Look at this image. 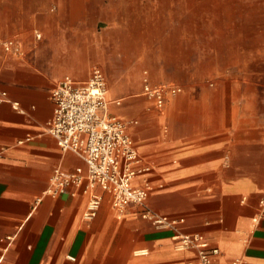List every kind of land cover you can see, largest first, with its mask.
<instances>
[{
	"label": "crops",
	"instance_id": "0c3cea01",
	"mask_svg": "<svg viewBox=\"0 0 264 264\" xmlns=\"http://www.w3.org/2000/svg\"><path fill=\"white\" fill-rule=\"evenodd\" d=\"M170 1L158 9L135 0H0V264L198 263L196 250L177 249L175 230L158 228L141 207L119 216L103 193L86 222L82 188L50 192L55 170L86 169L48 132L52 93L65 76L90 78L104 61L97 34L110 31L124 35L121 46L145 47L158 31H175L186 49L181 82H160L182 87L163 112L133 85L139 65L121 75V97L107 96L151 168L136 181L151 186L149 210L184 219L180 233L219 249L214 264H264V220L253 221L264 192V0ZM11 38L24 55L5 53Z\"/></svg>",
	"mask_w": 264,
	"mask_h": 264
},
{
	"label": "built area",
	"instance_id": "2783aa9c",
	"mask_svg": "<svg viewBox=\"0 0 264 264\" xmlns=\"http://www.w3.org/2000/svg\"><path fill=\"white\" fill-rule=\"evenodd\" d=\"M41 37V34H36L38 40ZM3 49L8 55H24L22 42L18 38L6 40ZM143 75V93L160 112L165 110L170 98L182 92V87L173 83H151L147 71ZM108 90L105 72L95 66L86 82L80 83L71 76H65L53 91L55 108L48 132L62 151L78 156L86 169L77 168L73 173L55 170L51 179V194H66L70 187L82 188L88 196L83 214L86 222H91L99 212L104 200L103 193L110 195L111 208L119 216L125 214L130 206L141 207L144 216L158 228L175 230L177 249L196 250L197 264H214L219 249L211 247L199 234L180 233L178 226L184 219H171L149 210L151 186L144 177L140 184L136 181L151 168L141 159L128 131L130 122L110 113ZM14 107L18 109L17 104ZM259 206L260 214L253 219L254 222L264 220V192ZM231 264L245 263L236 260Z\"/></svg>",
	"mask_w": 264,
	"mask_h": 264
},
{
	"label": "rangeland",
	"instance_id": "374dc122",
	"mask_svg": "<svg viewBox=\"0 0 264 264\" xmlns=\"http://www.w3.org/2000/svg\"><path fill=\"white\" fill-rule=\"evenodd\" d=\"M139 1V6L143 7H157L164 9L168 6L170 0H135ZM50 10L53 6H49ZM128 34V32H126ZM175 31H158L157 38L154 40L152 46H121V31H110L106 34H97L99 39L103 41L102 57L103 62L94 63L93 66L103 68V70L110 77L108 82V95L118 98L121 97V75L130 66H140V76L136 80V88L142 89V72L148 71L154 83L167 82L169 80L181 82L183 78L182 66L184 60V47L176 45V42H181L177 39ZM133 34V32H131ZM176 35V36H175ZM127 37V35H126ZM124 43V41H122ZM122 43V44H123ZM140 52V53H139ZM91 70V69H90ZM89 78V77H88ZM130 80H128L129 82ZM175 82H169L176 84ZM132 85V86H133ZM141 91V90H140Z\"/></svg>",
	"mask_w": 264,
	"mask_h": 264
}]
</instances>
